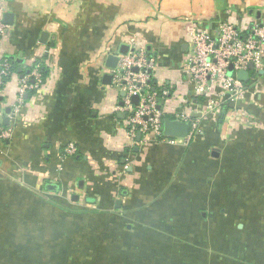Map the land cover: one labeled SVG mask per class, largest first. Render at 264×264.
I'll return each instance as SVG.
<instances>
[{
    "label": "crops",
    "instance_id": "0c3cea01",
    "mask_svg": "<svg viewBox=\"0 0 264 264\" xmlns=\"http://www.w3.org/2000/svg\"><path fill=\"white\" fill-rule=\"evenodd\" d=\"M0 5V62L14 69L0 94V264H264V71L241 101L214 92L215 110L184 71L193 29L244 35L264 25V0ZM131 40L155 61L165 119L200 122L190 140L131 137L105 81Z\"/></svg>",
    "mask_w": 264,
    "mask_h": 264
},
{
    "label": "built area",
    "instance_id": "2783aa9c",
    "mask_svg": "<svg viewBox=\"0 0 264 264\" xmlns=\"http://www.w3.org/2000/svg\"><path fill=\"white\" fill-rule=\"evenodd\" d=\"M2 14L3 7L0 5V40L7 32V26L1 20ZM188 37L191 52L185 61L184 71L192 85L194 97L209 101L208 110L220 108L217 98L227 97L229 102H237L253 92L260 72L264 71V25L253 24L244 35L228 25L217 37L211 36L207 31L193 29ZM250 65L254 67L252 71H249ZM134 69L138 71L135 72ZM154 69L155 61L147 57L136 40H131L129 51L119 55L117 67L111 70L112 85L125 93L123 111L129 114V133L133 138L137 131L144 134L152 132L159 138L164 136L162 130L166 120L165 113L158 108V95L149 91ZM240 71H249L248 82L237 78ZM10 75L11 65L7 61L0 62V94ZM31 77L36 80L34 87H38L42 82L39 68L33 70ZM214 92L217 93V98L214 97ZM163 94L167 95L166 92ZM135 96H140L138 105L132 102ZM188 123L191 130L186 138L171 139L188 141L194 133L200 131L198 120L191 119ZM75 152V146L70 144L66 153L73 156Z\"/></svg>",
    "mask_w": 264,
    "mask_h": 264
},
{
    "label": "water",
    "instance_id": "95a60500",
    "mask_svg": "<svg viewBox=\"0 0 264 264\" xmlns=\"http://www.w3.org/2000/svg\"><path fill=\"white\" fill-rule=\"evenodd\" d=\"M12 19V15H5V21L6 23L8 22V20ZM11 24V22H9ZM126 51L128 50V48H125ZM121 54H127V53H121ZM119 62V56H110L108 59V68H110L111 70L115 69L118 65ZM254 69L253 65L249 66V71H252ZM110 70V71H111ZM135 72H137V69H134ZM232 71V70H231ZM249 71H240L237 73V78L242 81V82H248L250 79V73ZM263 73V71L261 72ZM112 79L113 76L111 74L107 75L105 77V81L107 82V84H112ZM123 96H125V93H122ZM140 101V96H135L132 100L133 104L138 105ZM191 127L190 124L187 122H181V121H176V120H165L163 122V130L162 133L165 137L168 138H186L189 133H190Z\"/></svg>",
    "mask_w": 264,
    "mask_h": 264
},
{
    "label": "trees",
    "instance_id": "16d2710c",
    "mask_svg": "<svg viewBox=\"0 0 264 264\" xmlns=\"http://www.w3.org/2000/svg\"><path fill=\"white\" fill-rule=\"evenodd\" d=\"M39 69H40V71L42 72L43 77H44V75H46V70H45V68L42 66V64L39 66ZM13 72H14V69H13V67H11V73H13ZM151 83H153V82L150 81V82H149V85H150ZM161 138H165V137H164V136H161Z\"/></svg>",
    "mask_w": 264,
    "mask_h": 264
}]
</instances>
